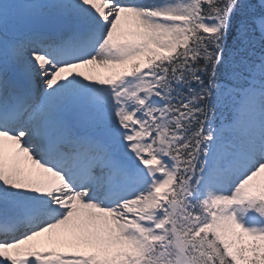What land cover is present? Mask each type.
Here are the masks:
<instances>
[{"label":"snow or ice","instance_id":"1","mask_svg":"<svg viewBox=\"0 0 264 264\" xmlns=\"http://www.w3.org/2000/svg\"><path fill=\"white\" fill-rule=\"evenodd\" d=\"M0 264H264V0H0Z\"/></svg>","mask_w":264,"mask_h":264},{"label":"rangeland","instance_id":"2","mask_svg":"<svg viewBox=\"0 0 264 264\" xmlns=\"http://www.w3.org/2000/svg\"><path fill=\"white\" fill-rule=\"evenodd\" d=\"M98 75H100L101 77H107L110 75H114V72L112 70H109V69L100 68V69H98Z\"/></svg>","mask_w":264,"mask_h":264}]
</instances>
